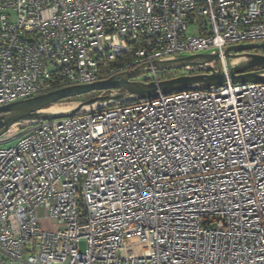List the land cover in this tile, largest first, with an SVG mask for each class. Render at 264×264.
<instances>
[{
	"label": "built area",
	"instance_id": "built-area-1",
	"mask_svg": "<svg viewBox=\"0 0 264 264\" xmlns=\"http://www.w3.org/2000/svg\"><path fill=\"white\" fill-rule=\"evenodd\" d=\"M263 42L264 0H0V106L156 60L226 67L228 47ZM15 130L0 139V264H264L263 83Z\"/></svg>",
	"mask_w": 264,
	"mask_h": 264
},
{
	"label": "water",
	"instance_id": "water-1",
	"mask_svg": "<svg viewBox=\"0 0 264 264\" xmlns=\"http://www.w3.org/2000/svg\"><path fill=\"white\" fill-rule=\"evenodd\" d=\"M264 48L263 43L240 44L225 50V62L219 53L194 54L170 59L156 60L152 66L144 64L135 69L120 72L108 79L90 84L72 85L48 91L33 97L21 99L0 106V139L22 123H34L75 116L84 112L108 107L117 103H131L150 99L159 94H170L187 90H208L239 83L264 84V55L252 50ZM235 58H241L234 63ZM230 63H228V60ZM214 62L216 67L207 66ZM193 69L197 72L178 75L156 83L137 80L151 71ZM89 98L77 100V105L68 111H45L62 100L92 92H104ZM101 103L86 110L89 104Z\"/></svg>",
	"mask_w": 264,
	"mask_h": 264
},
{
	"label": "rangeland",
	"instance_id": "rangeland-1",
	"mask_svg": "<svg viewBox=\"0 0 264 264\" xmlns=\"http://www.w3.org/2000/svg\"><path fill=\"white\" fill-rule=\"evenodd\" d=\"M263 49H259V51H262ZM253 51V50H252ZM186 56V55H185ZM228 63H230L229 59L227 60ZM139 79H142V77H140ZM77 103V100H72V101H64V102H59V103H56L54 104L53 106H51L48 110H53V111H56V112H59V111H64V110H70L72 109L75 104ZM72 104V105H71ZM69 107V108H68ZM68 108V109H67ZM16 128H14L12 131H11V136H13L15 133H16ZM9 137V136H7ZM6 138V137H5ZM12 142L8 143L7 145L11 144ZM43 226L44 227H49V224L46 222V221H43ZM84 246H85V242L82 241L81 243V249H84Z\"/></svg>",
	"mask_w": 264,
	"mask_h": 264
},
{
	"label": "trees",
	"instance_id": "trees-1",
	"mask_svg": "<svg viewBox=\"0 0 264 264\" xmlns=\"http://www.w3.org/2000/svg\"><path fill=\"white\" fill-rule=\"evenodd\" d=\"M131 56H130V54H127L126 56H125V59H129ZM193 72V71H192ZM195 72V71H194ZM98 92H92V93H88V94H84V95H81V96H77V97H73V98H68V99H65V100H62L61 102H64V101H72V100H79V99H84V98H89V97H92V96H94V95H96ZM10 135H11V132L10 133H8V134H6L5 136H3L2 138H5V137H7V136H9L10 137ZM1 138V139H2Z\"/></svg>",
	"mask_w": 264,
	"mask_h": 264
},
{
	"label": "bare ground",
	"instance_id": "bare-ground-1",
	"mask_svg": "<svg viewBox=\"0 0 264 264\" xmlns=\"http://www.w3.org/2000/svg\"><path fill=\"white\" fill-rule=\"evenodd\" d=\"M241 60V58H235L234 60H233V62L234 63H237V62H239ZM101 103H99V102H97V103H94V104H89V105H86V106H84L83 108H82V110H86V109H89V108H92V107H97V106H99ZM72 105V104H71ZM77 105V103L75 104V106ZM74 106V107H75ZM69 108V107H68ZM67 108V109H68ZM49 109V108H48ZM48 109H46L45 111H53V110H48ZM64 111H68V110H64Z\"/></svg>",
	"mask_w": 264,
	"mask_h": 264
},
{
	"label": "snow or ice",
	"instance_id": "snow-or-ice-1",
	"mask_svg": "<svg viewBox=\"0 0 264 264\" xmlns=\"http://www.w3.org/2000/svg\"><path fill=\"white\" fill-rule=\"evenodd\" d=\"M125 155H127V154H125Z\"/></svg>",
	"mask_w": 264,
	"mask_h": 264
}]
</instances>
